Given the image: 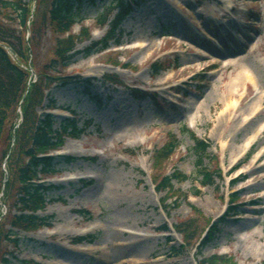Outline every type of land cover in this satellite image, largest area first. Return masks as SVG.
Instances as JSON below:
<instances>
[{"label": "rangeland", "instance_id": "obj_1", "mask_svg": "<svg viewBox=\"0 0 264 264\" xmlns=\"http://www.w3.org/2000/svg\"><path fill=\"white\" fill-rule=\"evenodd\" d=\"M117 1L84 3L79 17L85 22L76 25L73 33L88 28L89 36L78 50L88 49L109 33L118 16ZM25 2L34 5V0ZM103 18L104 25L99 23ZM118 26L114 37L120 43L113 41L109 50L88 57L78 55L64 71L73 84L53 86L36 110L37 115L53 112L58 131L71 117L69 110L76 115L79 138L66 140L65 147L75 161L68 164L60 158L58 173L49 179L59 187L47 194L46 208L40 213L52 218V229L21 232L17 249L4 240L0 264L3 259L12 264H198L217 254L234 264H264V157L257 159L264 155V133L248 150L249 158L235 160L245 164L234 171V159L255 129L242 121L225 125L221 120L226 102H238L236 117L244 119L264 97V0H145ZM175 37L188 45H178ZM42 40L36 59L40 68L52 55L46 36ZM155 62L171 69L155 75ZM242 66L258 86L242 81L239 94L249 91L243 104L237 95L227 99ZM109 76L118 83L110 82ZM219 127L225 131L223 138ZM184 128L211 145L205 168L216 175L220 172L222 178L217 175L210 187L201 186L195 143L182 132ZM172 139L180 148L156 166L155 153ZM6 147L5 142L0 148V172L5 173ZM21 161L27 163L24 157ZM175 173L190 179L174 181L172 192L158 194L152 178L159 181ZM242 174L233 187L231 180ZM234 193L239 196L237 210L223 215ZM15 203L9 204L7 230L14 229ZM189 219L197 220L201 239L184 250H180L181 235L159 232L165 225ZM210 220H219L217 233L213 243L201 249ZM85 236L97 239L75 243V238Z\"/></svg>", "mask_w": 264, "mask_h": 264}, {"label": "trees", "instance_id": "obj_2", "mask_svg": "<svg viewBox=\"0 0 264 264\" xmlns=\"http://www.w3.org/2000/svg\"><path fill=\"white\" fill-rule=\"evenodd\" d=\"M86 1L94 3L96 0H34L33 13L32 4H27L25 0H0V148L5 142L7 143L2 155L3 164L7 163V172L2 170L0 172L2 174L0 195H3L0 205V252L4 240L15 248L20 247L22 239L17 238L20 232H37L41 228L51 227L52 218L39 215V212L46 208L47 194L56 189L55 186L41 182L57 173L56 160L48 155L65 143V137L78 131L72 120L63 121L58 131L53 127L54 116L47 114L43 119L37 117L36 110L44 101V93L53 86L67 87L72 83V78L66 77L64 71L74 63L78 55L85 54L88 57L109 49L110 42L115 40L114 34L118 30L119 22L130 12V7L122 0H118V16L111 23L112 29L107 38L80 51L77 47L82 40L87 39L89 31L84 29L81 34L75 35L73 27L76 23L85 20L79 16ZM105 22L106 19L103 18L99 23ZM44 36L51 44L49 51L52 55L45 66L40 68L37 67L36 59L39 58L40 44ZM30 61L38 74L35 82L28 69ZM153 68L156 75L171 69L170 65L162 66L159 63L154 64ZM108 78L118 83L114 76ZM19 109L21 116L18 113ZM19 117L22 118V122L17 127ZM10 122L11 128H8ZM182 132L191 135L195 143L193 152L197 159L195 164L197 173L202 179L201 186L213 185L217 175L206 170L204 164L210 146L203 140L197 139L194 133L188 132L186 128ZM179 147L177 140L169 141L168 145L155 153L154 164L158 166L169 161ZM23 157L28 158L27 164L21 161ZM189 179L177 173L163 177L158 181V190L172 192L174 181ZM12 200L16 202L13 209L20 212L18 216L14 215L11 221V226L17 232L6 228L9 204ZM2 205L8 208L5 216ZM197 226L196 219H189L175 226V230L183 236L186 246H190L195 240H200L201 235L196 234ZM216 227L217 225L211 227L201 248L213 243L217 233ZM162 230L168 231V228L165 226ZM95 240L96 237L91 236L76 239L75 242L93 243ZM182 249L184 250V247L180 248ZM3 261L4 264L10 263L6 259ZM200 264H234V262L229 257L215 255L206 258Z\"/></svg>", "mask_w": 264, "mask_h": 264}, {"label": "bare ground", "instance_id": "obj_3", "mask_svg": "<svg viewBox=\"0 0 264 264\" xmlns=\"http://www.w3.org/2000/svg\"><path fill=\"white\" fill-rule=\"evenodd\" d=\"M179 45H186L187 42L185 41H182L180 40L178 42ZM231 62H234L231 61ZM242 60L241 61H238V64H241ZM237 78H236V83H235V86L236 88L232 89V91L227 95V99L229 98H232L234 97L235 95H237L238 97H241L243 98V101H242V104L243 102L246 100V99H249V91L247 90L243 95H240L239 92H240V88L242 87V81H249V83L251 85H254L256 87L257 86V82L255 80V77L254 75H251L249 70H247V67L246 66H242V70L240 73L237 74ZM240 98V100H241ZM237 103L238 102H233L232 103H227L226 102V105H225V108H224V111L221 115V120H224L223 123L225 122V125H229V124H233L234 122L237 123L239 121H242V123L245 122V126L246 127H249V128H252L254 127V133H253V136H250V137H247L245 139V143L244 145L241 147L240 151L241 154L245 153V150L247 149V147L252 144V142L256 139V137L261 134L264 130V123H260L259 124V120H260V117L262 116V114H264V97H260L257 104L254 105V107H251V109L249 110L248 113H246V117H244V119H241L240 116L239 117H236V114L238 112H240V108H237ZM242 106V105H240ZM127 115L126 117H129L130 115L129 114H125ZM252 115V116H251ZM241 116H243L241 114ZM221 127H219L217 129V131H220V136L223 138V132L225 131H221ZM225 146V142H223L222 144V147ZM67 153V152H66ZM264 157L263 156H260L259 160L262 159ZM235 160V159H234ZM264 166H262L263 168ZM98 182H102V180L99 178L98 179ZM57 264H64V263H57Z\"/></svg>", "mask_w": 264, "mask_h": 264}]
</instances>
